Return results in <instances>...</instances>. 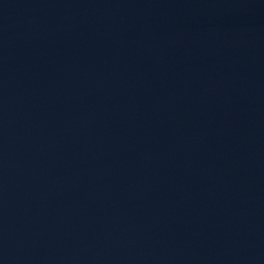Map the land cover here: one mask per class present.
I'll use <instances>...</instances> for the list:
<instances>
[{"label": "water", "instance_id": "water-1", "mask_svg": "<svg viewBox=\"0 0 264 264\" xmlns=\"http://www.w3.org/2000/svg\"><path fill=\"white\" fill-rule=\"evenodd\" d=\"M264 222V0H0V264Z\"/></svg>", "mask_w": 264, "mask_h": 264}]
</instances>
